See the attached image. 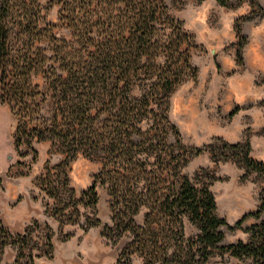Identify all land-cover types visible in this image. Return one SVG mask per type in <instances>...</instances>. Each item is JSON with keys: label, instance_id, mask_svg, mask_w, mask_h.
Instances as JSON below:
<instances>
[{"label": "trees", "instance_id": "1", "mask_svg": "<svg viewBox=\"0 0 264 264\" xmlns=\"http://www.w3.org/2000/svg\"><path fill=\"white\" fill-rule=\"evenodd\" d=\"M38 1L0 0V102L23 106L27 129L63 154L59 166L69 167L79 153L101 163L79 202L96 207L98 188H105L110 223L103 224L102 234L114 243L126 239L117 264H131L134 253L143 264L155 259L205 264L227 223L215 212L209 184L194 183L183 172L203 148L186 146L169 117L173 92L197 77L190 35L163 1L47 0L48 7L59 6V20L69 21L75 38L69 42L56 38L55 24L41 27ZM30 40L36 42L33 50ZM74 42L82 43V50L73 48ZM34 74L42 75L41 86L33 83ZM38 101L51 104L48 117L35 116ZM217 139L223 159L235 157L264 172L263 162L249 155L248 141ZM46 193L55 197L52 189ZM142 208L147 210L138 224ZM263 211L243 214L234 227ZM163 217L177 225L176 247L159 244ZM184 218L195 224V235L184 236ZM85 221L89 227L101 223L91 216ZM244 230L247 240L224 248L242 264H264V220ZM26 263L34 264L31 253Z\"/></svg>", "mask_w": 264, "mask_h": 264}, {"label": "rangeland", "instance_id": "2", "mask_svg": "<svg viewBox=\"0 0 264 264\" xmlns=\"http://www.w3.org/2000/svg\"><path fill=\"white\" fill-rule=\"evenodd\" d=\"M158 1L190 35V60L197 67L196 79L181 84L170 100L169 117L181 141L204 150L188 160L183 172L194 183L209 184L215 212L227 223L220 227L223 240L205 264H242L224 246L247 240L244 227L264 220L263 211L259 218L248 216L242 228L234 227L243 214L264 209V172L245 167L235 157L223 159L217 137L229 143L248 141L249 155L264 164V0ZM38 3L41 27L55 24L56 38L75 41L69 21L59 20V6L48 7L47 0ZM28 44L35 49L36 42ZM73 48L82 50V43L74 42ZM32 80L44 83L41 74ZM19 107L23 109L0 102V264H27L29 253L34 264H117L126 239L114 243L102 234L103 224L110 223L105 188H98L96 207L79 202L101 163L79 153L69 167L59 166L63 154L50 140H39L27 129L23 119L28 113ZM50 112L49 102H39L35 116L48 117ZM48 189L55 197L48 196ZM146 210L135 216L138 224ZM16 211L30 212L29 222L11 225ZM87 216L101 223L89 227ZM172 221L163 217L159 244L179 245L180 233ZM183 225L185 237L197 233L188 218ZM143 263L138 253L131 255V264ZM174 263L155 259L152 264Z\"/></svg>", "mask_w": 264, "mask_h": 264}, {"label": "crops", "instance_id": "3", "mask_svg": "<svg viewBox=\"0 0 264 264\" xmlns=\"http://www.w3.org/2000/svg\"><path fill=\"white\" fill-rule=\"evenodd\" d=\"M29 210V209H28ZM31 219V213L25 211H16L13 213V219L11 225H25Z\"/></svg>", "mask_w": 264, "mask_h": 264}, {"label": "water", "instance_id": "4", "mask_svg": "<svg viewBox=\"0 0 264 264\" xmlns=\"http://www.w3.org/2000/svg\"><path fill=\"white\" fill-rule=\"evenodd\" d=\"M8 156H10V155H8Z\"/></svg>", "mask_w": 264, "mask_h": 264}]
</instances>
